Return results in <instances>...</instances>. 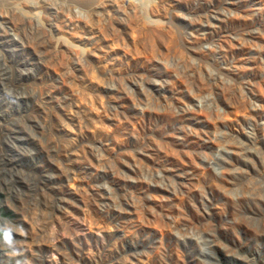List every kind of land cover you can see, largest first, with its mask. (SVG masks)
Wrapping results in <instances>:
<instances>
[{
  "label": "rangeland",
  "instance_id": "rangeland-1",
  "mask_svg": "<svg viewBox=\"0 0 264 264\" xmlns=\"http://www.w3.org/2000/svg\"><path fill=\"white\" fill-rule=\"evenodd\" d=\"M0 264H264V0H0Z\"/></svg>",
  "mask_w": 264,
  "mask_h": 264
}]
</instances>
